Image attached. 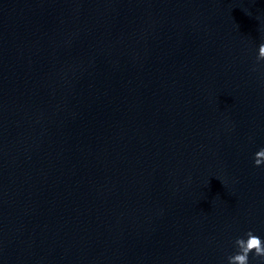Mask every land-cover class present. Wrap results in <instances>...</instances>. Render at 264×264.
Instances as JSON below:
<instances>
[{"label": "water", "instance_id": "obj_1", "mask_svg": "<svg viewBox=\"0 0 264 264\" xmlns=\"http://www.w3.org/2000/svg\"><path fill=\"white\" fill-rule=\"evenodd\" d=\"M262 43L264 0H0V264L264 241Z\"/></svg>", "mask_w": 264, "mask_h": 264}, {"label": "clouds", "instance_id": "obj_2", "mask_svg": "<svg viewBox=\"0 0 264 264\" xmlns=\"http://www.w3.org/2000/svg\"><path fill=\"white\" fill-rule=\"evenodd\" d=\"M264 61V43L260 44L258 49L257 62ZM256 69L253 68V71ZM254 167L264 165V147H261L254 154ZM245 238H237L235 245L238 251L228 257V264H250V255L259 258V264H264V241L260 236L249 230L245 234Z\"/></svg>", "mask_w": 264, "mask_h": 264}]
</instances>
